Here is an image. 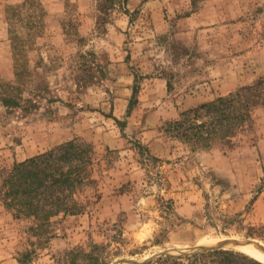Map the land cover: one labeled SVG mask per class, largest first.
<instances>
[{"label": "rangeland", "instance_id": "obj_1", "mask_svg": "<svg viewBox=\"0 0 264 264\" xmlns=\"http://www.w3.org/2000/svg\"><path fill=\"white\" fill-rule=\"evenodd\" d=\"M26 1L0 0V176L78 138L102 177L87 212L55 217L40 239L0 199V264L93 248L101 264H217L193 258L206 248L264 257V110L232 150L195 152L162 130L264 77L251 28L264 0Z\"/></svg>", "mask_w": 264, "mask_h": 264}, {"label": "trees", "instance_id": "obj_2", "mask_svg": "<svg viewBox=\"0 0 264 264\" xmlns=\"http://www.w3.org/2000/svg\"><path fill=\"white\" fill-rule=\"evenodd\" d=\"M29 2L27 0L25 5ZM261 11L264 12V8ZM251 28L264 41V18L257 24L251 23ZM16 75L19 77V73ZM137 93L138 86L135 85L130 108L134 106ZM3 103L8 106L16 102L6 99ZM258 110H264V77L252 85L182 112L178 119L167 122L162 130L171 139L195 152L208 151L217 146L232 150L242 137L254 133ZM147 156L154 158L151 153ZM0 177L3 205L17 220L32 219L35 225L31 231L40 239L49 234L47 230L55 217L87 212L93 202L90 198H84L86 192H95L99 199L101 161L90 143L76 138L14 164ZM93 250L68 252L67 264H101L100 256ZM242 253L209 250L193 258L202 259L203 262L213 259L217 260V264H263ZM169 259L159 258V261ZM20 262L23 263L22 260Z\"/></svg>", "mask_w": 264, "mask_h": 264}, {"label": "bare ground", "instance_id": "obj_3", "mask_svg": "<svg viewBox=\"0 0 264 264\" xmlns=\"http://www.w3.org/2000/svg\"><path fill=\"white\" fill-rule=\"evenodd\" d=\"M238 249H239L240 251H242V252H244V253H247V254H249L250 256H252V257L256 258L257 260H259V261H261V262L264 263V257H262L261 255H259V254L255 253V252H253L252 250L247 249V248H243V247H238Z\"/></svg>", "mask_w": 264, "mask_h": 264}, {"label": "water", "instance_id": "obj_4", "mask_svg": "<svg viewBox=\"0 0 264 264\" xmlns=\"http://www.w3.org/2000/svg\"><path fill=\"white\" fill-rule=\"evenodd\" d=\"M210 249H212V248H206V249H204V251H205V250H210Z\"/></svg>", "mask_w": 264, "mask_h": 264}]
</instances>
